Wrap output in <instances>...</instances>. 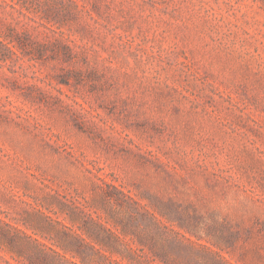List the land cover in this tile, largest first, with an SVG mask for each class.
Segmentation results:
<instances>
[{
    "label": "rangeland",
    "instance_id": "rangeland-1",
    "mask_svg": "<svg viewBox=\"0 0 264 264\" xmlns=\"http://www.w3.org/2000/svg\"><path fill=\"white\" fill-rule=\"evenodd\" d=\"M74 233L264 264V0H0V264H81Z\"/></svg>",
    "mask_w": 264,
    "mask_h": 264
},
{
    "label": "trees",
    "instance_id": "trees-1",
    "mask_svg": "<svg viewBox=\"0 0 264 264\" xmlns=\"http://www.w3.org/2000/svg\"><path fill=\"white\" fill-rule=\"evenodd\" d=\"M104 197L106 198H111L112 195L110 194H105ZM84 227L87 228V232L88 233V237L92 238V240H95L96 243L99 244H109L110 245L108 247L110 248H114L115 245L114 242H116L117 244L119 243V237L115 234H113L112 232H110L109 229H107L105 227V225L96 222V220H89L86 221L84 223ZM68 230H70L68 227H64ZM75 234V233H74ZM76 235V234H75ZM76 243L75 246L77 248V253L78 257L81 259V264H86V259L89 258L90 255H87V250H93L94 247L92 246L91 243L87 242L85 238L81 237L80 235H76ZM119 246V245H116ZM163 249L159 252L156 253L155 258L159 259L163 264H177L176 262H174V259H172L171 257V252L169 250L170 245L168 243H164V246L162 245ZM63 250V249H62ZM116 250V252H119L118 249H114ZM121 252H126L128 255L132 256V258L138 257L137 254V250L136 249H132V247H130L128 244H125L124 247H122ZM51 251L56 255L61 257L63 260H65V262H67L68 264H77L75 261H72L70 258H67L65 255L60 254L58 251H54L53 249H51ZM154 259H151V261H153ZM31 264H35V263H31ZM36 264H49L48 263V259L47 258H42L41 261H37ZM225 264H230V263H226Z\"/></svg>",
    "mask_w": 264,
    "mask_h": 264
}]
</instances>
